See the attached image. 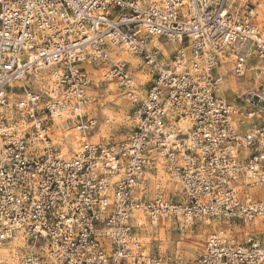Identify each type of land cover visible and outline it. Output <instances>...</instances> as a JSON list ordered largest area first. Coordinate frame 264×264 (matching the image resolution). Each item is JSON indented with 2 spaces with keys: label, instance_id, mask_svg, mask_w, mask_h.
<instances>
[{
  "label": "built area",
  "instance_id": "built-area-1",
  "mask_svg": "<svg viewBox=\"0 0 264 264\" xmlns=\"http://www.w3.org/2000/svg\"><path fill=\"white\" fill-rule=\"evenodd\" d=\"M257 18L243 0H0V264H168L143 218L210 227L198 264H264ZM91 69L131 104L121 141L91 139ZM228 74L255 88L225 98Z\"/></svg>",
  "mask_w": 264,
  "mask_h": 264
},
{
  "label": "rangeland",
  "instance_id": "rangeland-1",
  "mask_svg": "<svg viewBox=\"0 0 264 264\" xmlns=\"http://www.w3.org/2000/svg\"><path fill=\"white\" fill-rule=\"evenodd\" d=\"M257 9V21L264 30V0H243ZM122 56V54H121ZM129 56V57H128ZM130 60V55L122 56ZM128 57V58H127ZM92 79L99 87L96 89L98 99L91 107L89 113L96 117L98 126L92 134V140L110 138L121 141L126 138L131 127V104L124 93L113 83L104 82L102 79L103 71L91 69ZM139 82L145 83L143 88H148L147 78L141 73L138 74ZM255 88L253 83L237 84L232 82V75H227V84L222 89V94L227 99H234L237 94H241ZM58 127L55 137L60 143H64L65 152L70 153L71 148L77 146L81 138L76 131L68 128L65 123L57 122ZM167 181V180H165ZM177 184L170 182L168 189L174 190ZM143 225L137 229L140 240L148 252L159 253L165 256L168 264H198V260L203 252L206 236L211 228L197 221H188L162 218L155 225H151L144 218ZM252 231L264 242V221L257 222L251 227Z\"/></svg>",
  "mask_w": 264,
  "mask_h": 264
},
{
  "label": "bare ground",
  "instance_id": "bare-ground-1",
  "mask_svg": "<svg viewBox=\"0 0 264 264\" xmlns=\"http://www.w3.org/2000/svg\"><path fill=\"white\" fill-rule=\"evenodd\" d=\"M124 55H127V54L123 53L122 56H124ZM137 60H138L137 58H133V62H137ZM232 82L237 83V79L233 75H232Z\"/></svg>",
  "mask_w": 264,
  "mask_h": 264
}]
</instances>
